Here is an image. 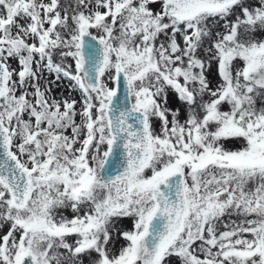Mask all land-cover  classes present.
<instances>
[{"label": "snow or ice", "instance_id": "obj_1", "mask_svg": "<svg viewBox=\"0 0 264 264\" xmlns=\"http://www.w3.org/2000/svg\"><path fill=\"white\" fill-rule=\"evenodd\" d=\"M0 264H264V0H0Z\"/></svg>", "mask_w": 264, "mask_h": 264}]
</instances>
